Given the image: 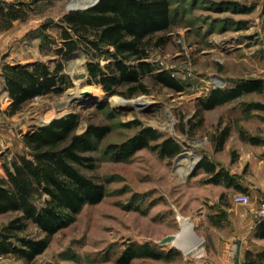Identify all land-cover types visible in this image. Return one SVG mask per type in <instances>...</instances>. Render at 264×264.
I'll return each mask as SVG.
<instances>
[{
	"label": "rangeland",
	"instance_id": "obj_1",
	"mask_svg": "<svg viewBox=\"0 0 264 264\" xmlns=\"http://www.w3.org/2000/svg\"><path fill=\"white\" fill-rule=\"evenodd\" d=\"M72 0H36L30 17L18 23L19 49L9 60L27 62L29 58L45 61L61 60L55 52L44 54L40 50L39 26L47 21H60L70 10ZM178 25L155 37H164V44L154 46L151 61L160 70L171 73L185 83L184 91L177 92L147 77L144 81L149 93L133 98L113 94L108 97L100 84L87 82L88 57L81 50L77 57L64 60V69L74 81L64 93L34 98L14 115L6 112L10 100L4 92L0 78V175H5L4 164L15 153L26 149L23 135L29 129L47 123L71 111L82 116L79 132L89 123L106 124L112 132L100 145L96 170L91 172L107 183L108 192L100 203L87 204L70 226L59 230L45 252L30 263L13 258L0 260V264H121L120 256L131 244L145 242L158 249H173L179 255L174 261L152 258H135L130 264H186L201 260L196 249L186 252L172 243H163L181 230L180 218L194 224L198 236L205 238L206 257L216 256L221 247L224 231L236 228L231 217L253 213V226L259 221L258 211L264 201V145L252 144L248 135L264 138V109L249 111V104H264V91L247 93L238 99L219 105L213 110L198 113L200 100L214 87L227 88L243 80H264V12L263 0H172ZM50 33L59 39V29ZM6 56V55H5ZM91 88L95 99L73 102L65 106L70 91L86 93ZM113 96L134 100L145 97L154 101L141 109L134 105L123 106ZM9 104V103H8ZM203 115V121L200 116ZM196 126L181 131L187 120ZM136 120L138 124L128 125ZM143 126L162 131L181 145L175 157H166L158 151L143 148L127 161H113L106 147L113 142H123L138 133ZM229 127V137L223 148L217 140L223 129ZM201 153L194 166L187 159L188 152ZM207 155L220 167L230 170L246 186L251 195L248 205L236 204L223 221L221 206H233L231 197L238 191L234 186L208 183L210 174L197 164ZM183 156V157H182ZM183 160V164H178ZM192 167V168H191ZM188 172L185 176V172ZM222 193L226 196L221 198ZM16 213L0 214V228ZM229 214V215H228ZM219 221L222 227L214 226ZM214 222V223H213ZM27 234L43 236L34 224ZM202 230V231H200ZM168 236V237H167ZM164 240V242H165ZM197 252V253H196ZM204 256V255H203Z\"/></svg>",
	"mask_w": 264,
	"mask_h": 264
},
{
	"label": "trees",
	"instance_id": "obj_2",
	"mask_svg": "<svg viewBox=\"0 0 264 264\" xmlns=\"http://www.w3.org/2000/svg\"><path fill=\"white\" fill-rule=\"evenodd\" d=\"M36 0H0V28L9 29L13 21L30 17ZM172 0H99L94 6L70 10L60 21L42 23L38 29L40 50L44 54L55 52L60 61L39 60L25 64H5L2 75L8 90L10 115L22 110L34 98L64 93L74 86L69 73L65 72L64 60L76 50L87 55V82L100 84L108 97L121 94L133 98L149 93L144 81L151 77L174 91L181 92L185 83L169 70H160L151 61L154 46L167 40L155 37L178 25ZM59 29V39L50 30ZM264 91L261 78L243 80L227 88L214 87L200 100L198 113L213 110L247 93ZM249 111L264 109V104H249ZM0 111L2 109L0 108ZM82 116L71 111L57 116L47 123L29 129L23 135L25 151L15 153L4 164L6 174L0 175V214L16 213L15 217L0 228V260L13 258L30 263L49 247L51 238L61 229L70 226L87 204H97L108 192L107 183L91 172L96 170L100 145L112 132L106 124L89 123L79 132ZM203 121V115L200 116ZM187 120L181 131H189L196 124ZM132 126L138 121L127 122ZM229 127L222 130L217 140L218 149L228 139ZM252 144H263L264 138L248 135ZM143 148H149L166 157H175L181 151L180 143L159 129L143 126L123 142L109 144L105 152L114 161H127ZM210 174L208 183L235 187L244 193L248 188L230 170L220 167L207 155L197 164ZM226 195L222 193L221 198ZM222 219L227 215L221 213ZM219 221H216L217 224ZM34 224L43 236L27 234ZM255 236L264 238V218L257 224ZM179 254L144 244H131L120 256L121 264H130L135 258H152L174 261ZM264 249L260 252L247 250L244 264H263ZM8 264V263H4Z\"/></svg>",
	"mask_w": 264,
	"mask_h": 264
},
{
	"label": "crops",
	"instance_id": "obj_3",
	"mask_svg": "<svg viewBox=\"0 0 264 264\" xmlns=\"http://www.w3.org/2000/svg\"><path fill=\"white\" fill-rule=\"evenodd\" d=\"M262 6H263L262 10L264 12V0L262 3ZM19 22H23V21L20 19H17L13 21V25L9 27V29L4 30L0 28V78L3 79L4 85H5V79L1 71L3 65L10 64V63L11 64H25L26 63V62L24 63L23 61L8 59L10 58V56L14 55L15 51H18L19 46H20L18 42V38H19L18 23ZM9 52H11L10 56H7V53ZM39 60H43V59H40V58L39 59L38 58L26 59L27 62H36ZM4 92L8 94L7 99L10 100L8 90L6 89V85L4 87ZM11 102L12 100H10V102H8L9 104L7 103L6 105L9 107ZM0 108H3V106H0ZM233 198L234 196L231 197V202L234 205V207L231 205L221 206L222 208H224L226 213L228 211L231 213V211L236 209L235 205L237 203L233 201ZM230 216H232V213ZM252 218H253V213L247 216L245 215L243 217L237 216V215H235L234 217H231L230 220L233 224H236V228H234L232 231H224L222 235L224 238L219 240L221 247L218 248V254L216 256H208V257H206V254H204L201 260L189 261L186 264H244L246 260L247 250H251L254 252H260V250L264 249V238H261V237L258 238L257 236H255L258 222L252 226L251 225ZM214 226L222 227L223 223L218 222L217 224H214Z\"/></svg>",
	"mask_w": 264,
	"mask_h": 264
},
{
	"label": "bare ground",
	"instance_id": "obj_4",
	"mask_svg": "<svg viewBox=\"0 0 264 264\" xmlns=\"http://www.w3.org/2000/svg\"><path fill=\"white\" fill-rule=\"evenodd\" d=\"M99 0H72L69 3V8H88L94 6ZM85 90L89 91L91 93V97H86L83 95V92L79 93L76 91H70L67 95L68 100L64 102L65 106H69L70 103L73 102H87L90 99H95L94 96H96V93L91 88H86ZM114 101L117 104H122L123 106L127 105H134L136 108L141 109L145 106L152 105L154 103L153 100L141 97L134 100L124 99L120 96H113ZM201 153L198 152H188L187 153V159L190 160L191 158H194L193 161L190 162L191 166H194L197 161L200 159ZM183 157V156H182ZM182 160V159H181ZM178 164H183V160L180 161ZM192 168V167H191ZM188 172H185V176ZM180 224H181V230L179 233H176L173 237H168L165 240V243H172L173 245H177L180 248L184 249L186 252H189L191 250H194L197 248V246L203 241V238L198 236L194 230V224L190 223L185 218H180ZM197 253V252H196ZM202 253V252H201ZM200 253V254H201Z\"/></svg>",
	"mask_w": 264,
	"mask_h": 264
},
{
	"label": "built area",
	"instance_id": "obj_5",
	"mask_svg": "<svg viewBox=\"0 0 264 264\" xmlns=\"http://www.w3.org/2000/svg\"><path fill=\"white\" fill-rule=\"evenodd\" d=\"M233 201L237 204H242V205H248L251 203V195L249 193H236L234 195ZM258 216H259V221L260 219L264 218V201L261 203L258 211ZM205 238H203V241L197 246L196 250L199 251L201 254L199 257H203V255L206 253L204 251V247L202 249H199L200 245L203 244Z\"/></svg>",
	"mask_w": 264,
	"mask_h": 264
},
{
	"label": "water",
	"instance_id": "obj_6",
	"mask_svg": "<svg viewBox=\"0 0 264 264\" xmlns=\"http://www.w3.org/2000/svg\"><path fill=\"white\" fill-rule=\"evenodd\" d=\"M71 55V57H77V54H74L73 52L70 54ZM89 91H86V93H88ZM168 237V236H167ZM165 240V239H164ZM164 240L162 241L163 243H165L164 242Z\"/></svg>",
	"mask_w": 264,
	"mask_h": 264
}]
</instances>
